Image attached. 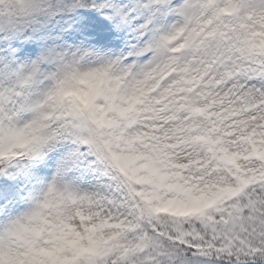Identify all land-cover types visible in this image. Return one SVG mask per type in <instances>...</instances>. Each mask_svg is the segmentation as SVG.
Instances as JSON below:
<instances>
[{"label": "snow or ice", "instance_id": "obj_1", "mask_svg": "<svg viewBox=\"0 0 264 264\" xmlns=\"http://www.w3.org/2000/svg\"><path fill=\"white\" fill-rule=\"evenodd\" d=\"M0 264H264V0H0Z\"/></svg>", "mask_w": 264, "mask_h": 264}]
</instances>
